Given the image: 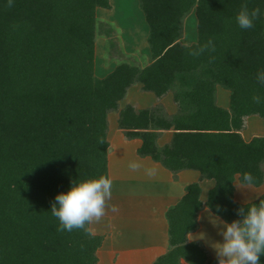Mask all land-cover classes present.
<instances>
[{
	"label": "trees",
	"instance_id": "16d2710c",
	"mask_svg": "<svg viewBox=\"0 0 264 264\" xmlns=\"http://www.w3.org/2000/svg\"><path fill=\"white\" fill-rule=\"evenodd\" d=\"M139 1L152 63L122 62L99 78L95 15L111 9L110 0H0V264H98L102 238L58 231L51 207L73 182L109 176L113 110L125 136L141 139L140 156L215 181L206 202L195 182L168 210L170 248L154 264H218L202 243L188 241L199 211L207 206L230 223L240 218L239 208L264 199L240 204L233 182L250 172L253 185L264 184V136L246 142L241 134L247 117L264 118V104L252 99L264 95L256 80L264 69V17L247 30L235 21L244 5L264 9V0ZM193 10L198 39L186 45L184 21ZM209 39L214 52L190 54ZM136 83L159 99L172 92L177 112L162 103L120 109ZM218 86L230 92L229 108L217 104ZM170 129L172 141L159 146Z\"/></svg>",
	"mask_w": 264,
	"mask_h": 264
},
{
	"label": "crops",
	"instance_id": "0c3cea01",
	"mask_svg": "<svg viewBox=\"0 0 264 264\" xmlns=\"http://www.w3.org/2000/svg\"><path fill=\"white\" fill-rule=\"evenodd\" d=\"M110 2L111 9L101 8V10L111 11L110 14L115 19L113 9L118 2L117 0H110ZM120 2L121 0H119ZM188 18L185 19V24H187ZM108 20L111 18L108 17ZM188 37L189 33L186 27L185 35L181 38L183 44L192 45L196 43L198 33L193 40ZM100 43V40L96 41L95 62L98 61V56L100 57ZM141 53L144 54L143 51ZM148 54L150 57L144 54L146 55L145 59L152 63L150 48ZM116 66L117 63L102 68H98L97 65V74L103 78L112 72ZM173 96L174 94L169 92L159 99L154 93L144 91L141 83H136L129 88L124 99L126 100L124 106L133 104L137 108L143 109L162 103L169 114H175L177 105ZM216 99L219 106L229 108L231 98L228 90L218 86ZM122 102L124 101H121L120 104ZM115 124H117L116 121ZM117 125H114L116 129L113 128L112 130L120 131ZM244 127L241 134L246 142H250L254 137L264 136V118L258 115L247 117ZM112 130H110L109 125L107 136L110 143L108 175L113 182L112 198L108 201L106 214L99 222L90 225L94 235L102 238L101 246L97 250L98 264H154L170 248L168 210L179 203L186 194V187L195 182L200 184L202 189L201 200L206 202L209 191L215 186V181L202 179L201 173L194 169H183L174 173L151 157H142L138 154L137 150L142 144L141 139L134 138L131 140L125 136L123 131L118 133L119 138H117L115 137L116 133L113 136ZM173 134L172 129L162 131L157 141L159 146L169 144ZM115 139H119L117 142L121 143V147L115 145ZM131 163H136L139 167L133 170L129 166ZM238 179L239 175L236 176L235 181ZM234 186V199L240 204L253 202L264 194V184L261 186L252 185L248 189L238 188L235 183ZM113 205L118 209L116 212L111 211ZM213 216L218 215L207 206L200 210L197 217L198 229L188 234V241L202 243L209 254L217 258L213 245L216 242L222 243L223 238L219 235V227L212 222ZM219 218L223 220L221 217ZM182 262L189 264L184 260Z\"/></svg>",
	"mask_w": 264,
	"mask_h": 264
},
{
	"label": "clouds",
	"instance_id": "9594fccd",
	"mask_svg": "<svg viewBox=\"0 0 264 264\" xmlns=\"http://www.w3.org/2000/svg\"><path fill=\"white\" fill-rule=\"evenodd\" d=\"M11 4V0H9ZM264 17V9L256 7L251 10L244 5L236 15L235 21L242 30L252 29L255 22ZM214 52L215 42L209 39L205 44L191 50L190 54L199 56L204 52ZM258 84L264 86V69L256 75ZM256 104H264V95L252 97ZM130 168L136 170L139 165L131 163ZM151 174V173H150ZM238 188L248 189L255 183V177L250 172H244L238 180L233 181ZM112 179L107 175L73 182L67 192H61L55 197L51 207V215L59 221L58 231L72 232L83 230L85 235L92 237L93 230L89 225L99 222L106 214L108 201L112 198ZM116 206L111 211L116 212ZM217 213L221 211L216 208ZM239 219L227 222L219 216H213L212 222L219 227V235L223 242H216L218 264H262L264 256V199L259 203L241 207L237 210Z\"/></svg>",
	"mask_w": 264,
	"mask_h": 264
},
{
	"label": "rangeland",
	"instance_id": "374dc122",
	"mask_svg": "<svg viewBox=\"0 0 264 264\" xmlns=\"http://www.w3.org/2000/svg\"><path fill=\"white\" fill-rule=\"evenodd\" d=\"M117 2L118 3L114 5L113 9V15L115 19H113L112 15L110 14L111 11L101 10V8L97 9L95 15L97 16L98 24L100 26L97 40H100L101 43L99 46L100 57L98 56V61L95 62L94 73L99 78L100 76L97 74L96 70L97 65L99 66L98 68H102L108 67L113 63L119 64L122 62H131L132 64H135L139 67H144L149 64V62L145 59L146 55L147 57H150L148 54L149 43L147 40L149 26L145 20V14L140 7V1L121 0V2L119 3V0H117ZM189 16L190 18H188ZM108 17L111 18V20H108ZM187 18V24H185L186 20L184 21L183 37L185 35V29L187 27L189 37H191L190 40H193L195 37H197L198 33L196 26V15L194 13V10L187 16ZM101 23H103L104 25H102ZM109 27L112 28V30L109 29ZM147 48L148 51L146 52ZM142 51L146 55L142 54ZM122 101L124 102L120 104V109L124 107V104H126V100ZM118 118V110L109 112L108 123L110 125V130L114 128V125L118 124ZM115 121L117 122V124H115ZM117 128L122 132V130L119 128V125H117ZM114 131L115 130L111 131L113 136L116 133L115 137L119 138L117 135L120 131ZM133 139L134 138H131V140ZM117 141H119V139H115V145L117 147H121V143H118Z\"/></svg>",
	"mask_w": 264,
	"mask_h": 264
}]
</instances>
